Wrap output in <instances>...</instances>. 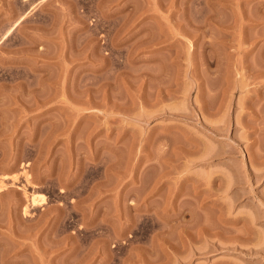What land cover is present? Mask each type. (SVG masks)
I'll use <instances>...</instances> for the list:
<instances>
[{
	"label": "rangeland",
	"instance_id": "374dc122",
	"mask_svg": "<svg viewBox=\"0 0 264 264\" xmlns=\"http://www.w3.org/2000/svg\"><path fill=\"white\" fill-rule=\"evenodd\" d=\"M0 264H264V0H0Z\"/></svg>",
	"mask_w": 264,
	"mask_h": 264
}]
</instances>
